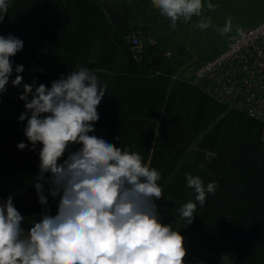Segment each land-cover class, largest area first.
Masks as SVG:
<instances>
[{"label": "trees", "instance_id": "obj_1", "mask_svg": "<svg viewBox=\"0 0 264 264\" xmlns=\"http://www.w3.org/2000/svg\"><path fill=\"white\" fill-rule=\"evenodd\" d=\"M148 7L153 8L150 0H10L0 35H13L24 46L10 58L13 73L0 94V194L13 197L26 232L46 208L57 213L59 196L49 195L45 184L48 204L42 206L34 187L42 145L30 150L27 119L19 120L25 102L19 99L23 93L10 90L15 66H24L26 84L48 88L85 67L107 85L89 135L138 152L158 170L163 197L154 202L161 223L185 238V264H224L226 256L234 264H264V123L173 78L183 48L166 57L164 36L136 58L126 35L148 29L137 23ZM20 142L28 147L19 150ZM188 173L200 176L205 187L218 185L203 207L187 186ZM188 201L197 203L190 225L179 213Z\"/></svg>", "mask_w": 264, "mask_h": 264}, {"label": "clouds", "instance_id": "obj_2", "mask_svg": "<svg viewBox=\"0 0 264 264\" xmlns=\"http://www.w3.org/2000/svg\"><path fill=\"white\" fill-rule=\"evenodd\" d=\"M9 3L0 0V22ZM151 4L171 21L173 30L180 19L188 22L201 17L205 7L203 0H151ZM206 7L211 12L219 5L208 2ZM196 26L201 31L209 29L211 17L201 18ZM216 31L221 36L232 33V17ZM235 32L244 35L241 27ZM23 46L13 35H0V94L13 73L10 58ZM14 70L12 86L20 87L24 66L16 65ZM23 89L19 99L25 102V112L19 120L27 119L24 134L30 150L42 145L34 183L39 203L48 204L45 184L49 195L59 196V201L55 215L46 208L27 232L13 197L0 203V264H185V238L171 224L161 223L154 202L163 197L158 170L145 164L138 152L89 135L99 120L97 107L107 89L97 74L80 67L53 81L50 88L23 84ZM73 144L81 147L71 152ZM17 147L24 150L28 145L20 142ZM65 152L69 154L60 163ZM185 178L201 207L207 194L218 187L216 182L205 187L200 176L190 173ZM196 202L188 201L179 209L188 225L194 220Z\"/></svg>", "mask_w": 264, "mask_h": 264}, {"label": "built area", "instance_id": "obj_3", "mask_svg": "<svg viewBox=\"0 0 264 264\" xmlns=\"http://www.w3.org/2000/svg\"><path fill=\"white\" fill-rule=\"evenodd\" d=\"M101 1L108 4L117 0ZM243 32V37L230 39L222 50L203 60L191 73L178 68L172 77L185 79L229 109L244 111L264 123V17ZM126 37L138 59L146 44L158 42L152 33L147 35V43L136 31L130 30ZM163 54L171 57L173 52L166 49ZM4 202L6 198L0 194V203Z\"/></svg>", "mask_w": 264, "mask_h": 264}, {"label": "rangeland", "instance_id": "obj_4", "mask_svg": "<svg viewBox=\"0 0 264 264\" xmlns=\"http://www.w3.org/2000/svg\"><path fill=\"white\" fill-rule=\"evenodd\" d=\"M131 0H117L114 3H124ZM213 4H218L219 7L215 11L202 10L201 17L194 16L190 21L184 22L183 19L177 21L175 30L171 29V21L162 16L158 10L153 8L151 14L154 15V20L148 21L150 18L145 13L139 14L137 23L140 25L146 24L148 29L142 27L133 28L132 31L139 32L147 43L146 37L149 33L156 35H165V46L171 49L173 53L181 51L183 62L180 65V70L183 72L191 73V71L200 64L206 57L218 53L226 43L232 39L231 37L237 36L235 32L236 27L242 29L251 26L264 17V0H213ZM157 14V16H156ZM209 15V16H208ZM231 16L233 22V32L221 36L217 31V27H222L226 19ZM211 17L212 27L205 31L197 28L201 18ZM153 21V22H152ZM154 29H153V28ZM156 31H153V30ZM23 84H26L24 79L20 87H13L11 84V92L23 93ZM196 145V144H195ZM77 144L70 145L69 151H76ZM68 152H65L64 159L67 158ZM224 264H234L229 256L224 258Z\"/></svg>", "mask_w": 264, "mask_h": 264}, {"label": "crops", "instance_id": "obj_5", "mask_svg": "<svg viewBox=\"0 0 264 264\" xmlns=\"http://www.w3.org/2000/svg\"><path fill=\"white\" fill-rule=\"evenodd\" d=\"M214 1H215V0H214ZM150 2H151V0H150ZM203 2H204V5H205L203 11H205V10L207 9L206 4H207L208 2H211V3H212L213 0H203ZM153 8H154V7H153ZM153 8L148 7V8L146 9V11H145L146 16L150 17V18L147 19V20L150 21V22H151V20H154V15L150 13L151 10H153ZM156 16H157V14H156ZM208 16H209V15H208ZM154 21H155V20H154ZM152 22H153V21H152ZM161 36H165V35L160 34V37H161ZM165 37H166V36H165Z\"/></svg>", "mask_w": 264, "mask_h": 264}]
</instances>
